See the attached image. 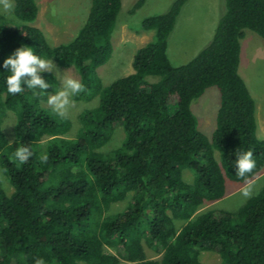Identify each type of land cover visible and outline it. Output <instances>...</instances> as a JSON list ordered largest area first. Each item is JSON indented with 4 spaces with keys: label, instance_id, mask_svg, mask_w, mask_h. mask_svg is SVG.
Segmentation results:
<instances>
[{
    "label": "trees",
    "instance_id": "trees-1",
    "mask_svg": "<svg viewBox=\"0 0 264 264\" xmlns=\"http://www.w3.org/2000/svg\"><path fill=\"white\" fill-rule=\"evenodd\" d=\"M187 2L175 0L166 12L141 21L152 40L136 50L132 71L107 87L97 69L112 57L121 0H91L76 35L55 46L31 25L35 0H13L18 23L0 14V64L22 44L31 46L78 74L84 91L71 96L74 102H95L79 114L75 137L67 138L69 118L43 107L46 97L8 95L7 73H0V170L13 188L8 195L0 182V264L38 258L45 264H264V187L236 211L197 213L225 198L227 179L243 186L264 172L255 104L238 74L244 30L264 42V0H225L210 42L174 66L168 39ZM144 3L135 0L128 14ZM44 75L49 93L59 88L54 74ZM211 87L219 106L208 138L190 103ZM8 113L15 117L12 142L3 131ZM117 129L122 141L105 152ZM21 145L33 152L23 165L12 158ZM247 150L256 167L239 177L234 153ZM45 153L49 159L41 163ZM185 170L193 173L190 183ZM123 202L122 211L111 212ZM146 248L160 258L149 259ZM202 252L215 253L220 263H202Z\"/></svg>",
    "mask_w": 264,
    "mask_h": 264
},
{
    "label": "rangeland",
    "instance_id": "rangeland-1",
    "mask_svg": "<svg viewBox=\"0 0 264 264\" xmlns=\"http://www.w3.org/2000/svg\"><path fill=\"white\" fill-rule=\"evenodd\" d=\"M175 0H145L144 5L136 10L133 15L128 10L135 0H121V10L117 17L116 27L111 36L113 54L111 59L97 69L103 87L109 86L113 81L126 76L132 71L131 62L137 49L152 40L153 32L140 30L141 21L149 16L162 14L168 10ZM225 0H188L178 16L174 29L168 39L167 56L172 65L178 66L187 63L210 42L219 18L225 10ZM38 14L31 24L39 28L48 44H57L70 41L84 24L91 0H35ZM4 3L11 4V10L4 7ZM0 14L7 21L18 23L13 14V0L0 2ZM54 62V61H53ZM60 74L79 81L78 74L72 68H64L54 62ZM54 74V73H53ZM57 76L59 82V75ZM238 74L243 79L255 104V119L257 124V136L264 139V42L250 30H244V37L240 40V55ZM55 75V74H54ZM148 81L155 82L158 77H148ZM66 108L65 116L72 123L67 138L75 137L79 128V114L90 109L95 102H74L72 97ZM219 106V95L215 87L205 90L203 95L195 98L190 103V110L197 119L198 129L208 138L212 136L215 128L216 112ZM45 108L53 106L43 103ZM174 111V106L169 108V113ZM15 117L8 113L3 131L9 142L13 141V127ZM123 139L122 129H117L111 136L110 142L102 149L105 152L117 147ZM214 157L219 164V155L215 151ZM193 173L183 171V180L190 183ZM0 182L2 188L9 195L13 192L8 179L0 170ZM264 187V172L253 181L238 186L227 179L225 198L205 204L197 213L208 209H223L236 211L250 197L256 195ZM245 190L248 195L245 196ZM126 206V202L115 204L111 208L112 213L120 212ZM183 222H176L180 227ZM113 252L112 250H109ZM147 257L158 260L160 256L153 250L146 248ZM202 263H220L218 255L212 252H202L199 256Z\"/></svg>",
    "mask_w": 264,
    "mask_h": 264
},
{
    "label": "clouds",
    "instance_id": "clouds-1",
    "mask_svg": "<svg viewBox=\"0 0 264 264\" xmlns=\"http://www.w3.org/2000/svg\"><path fill=\"white\" fill-rule=\"evenodd\" d=\"M2 2V0H0ZM7 10H11V4L4 3ZM0 69L7 75L3 78V84L8 95L25 94L31 92L33 97L45 98L48 105L54 107L56 115L63 118L66 114V108L70 103L69 98L84 91V86L76 79L60 74L51 58L38 55L33 47L22 44L8 55ZM45 73L59 75V88L49 93L47 90L52 86L47 82ZM235 161L232 164L236 170V175L245 177L256 167V161L253 158L251 150L235 152ZM33 156V152L27 146H19L12 153V158L23 165ZM49 157L45 153L41 155V163H46ZM249 193L245 190L244 195ZM35 264H45L43 258L35 260Z\"/></svg>",
    "mask_w": 264,
    "mask_h": 264
}]
</instances>
